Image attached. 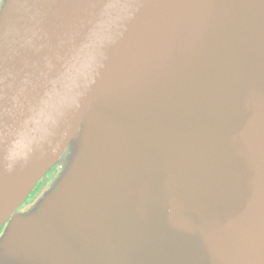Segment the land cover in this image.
<instances>
[{
    "label": "water",
    "instance_id": "water-1",
    "mask_svg": "<svg viewBox=\"0 0 264 264\" xmlns=\"http://www.w3.org/2000/svg\"><path fill=\"white\" fill-rule=\"evenodd\" d=\"M3 229L0 264H264V0H2Z\"/></svg>",
    "mask_w": 264,
    "mask_h": 264
},
{
    "label": "rangeland",
    "instance_id": "rangeland-1",
    "mask_svg": "<svg viewBox=\"0 0 264 264\" xmlns=\"http://www.w3.org/2000/svg\"><path fill=\"white\" fill-rule=\"evenodd\" d=\"M72 147L70 149H67L64 154L62 155L59 162L50 169L43 178L38 182L37 189L35 188L33 192L29 195L26 202L18 209L17 214L24 215L31 212V210L37 205L40 198L45 194L46 191H48L51 187V185L64 173V171L67 169L68 164L71 161V158L73 156ZM49 186L44 192L42 186ZM4 234V229L2 230L0 234V238Z\"/></svg>",
    "mask_w": 264,
    "mask_h": 264
},
{
    "label": "flooded vegetation",
    "instance_id": "flooded-vegetation-1",
    "mask_svg": "<svg viewBox=\"0 0 264 264\" xmlns=\"http://www.w3.org/2000/svg\"><path fill=\"white\" fill-rule=\"evenodd\" d=\"M1 2H2V0H0V5H1ZM38 185V184H37ZM37 187V186H36ZM43 187V191L42 192H44L49 186L47 185V186H42ZM37 189V188H36Z\"/></svg>",
    "mask_w": 264,
    "mask_h": 264
}]
</instances>
